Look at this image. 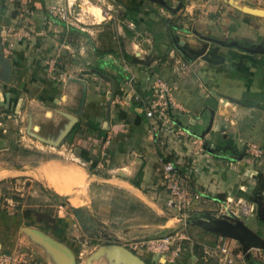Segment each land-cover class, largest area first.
<instances>
[{"label": "crops", "instance_id": "obj_1", "mask_svg": "<svg viewBox=\"0 0 264 264\" xmlns=\"http://www.w3.org/2000/svg\"><path fill=\"white\" fill-rule=\"evenodd\" d=\"M18 2L16 10L27 6L29 16L13 12L11 20L30 27L32 33L23 40L10 37L7 50L0 46V124L10 110L21 121L30 118L34 110L41 122L34 132L20 130L18 136L28 142L20 144L23 151L18 156L22 161L12 166L0 164V183L13 180L28 192L34 182L38 183L58 197L76 201L71 209L84 210L103 229L114 224L116 216L133 212L140 216L136 228L153 237L182 229L185 237L167 251L147 254L151 264H228L219 260L215 251L223 243L233 255L229 264H264V238L257 221V197L264 195V189H258L253 159L238 161L231 145L238 149L234 143L239 140L232 141V136L260 143L259 134L264 143V126L262 130L253 123L247 127L238 118L239 114L264 116V2L107 1L115 21L82 22L86 26L74 22L71 26L79 31L76 42L82 45H76L75 50L80 63L70 60L65 66V81L49 79L45 64L48 51L68 42L63 23L51 22L46 16L49 6L61 0ZM127 9L139 11L138 23L126 18ZM52 23L58 26L54 29L58 33L50 32ZM108 25H113L115 48H109L102 39V29ZM121 55L128 57L130 71L123 70ZM130 74L142 88L153 74L175 84V107L170 111L173 123L194 138V144L174 142L164 127L154 132L153 121L136 104L121 106L116 102L119 85ZM210 120L211 128L203 138L193 135L206 131ZM76 126L82 127V134L74 133ZM72 133L67 143L66 137ZM108 135L111 143L102 150V140ZM1 145L0 139V152L7 149ZM77 145L84 148L78 150ZM49 148L58 153L67 148V153L86 165L46 157ZM163 150L169 159L193 161L198 169L192 178L202 198L193 202L184 220L176 208L166 206L167 194L157 172L158 155ZM49 166L56 170L47 171ZM72 171L79 178L73 179V184L63 174ZM260 171L264 173V167ZM92 186L109 195L108 201L96 200L90 194ZM117 193L133 200L130 210L116 212ZM100 204L105 206L104 216L98 212ZM225 204L230 211L221 209ZM25 209L21 218L26 224L20 221L14 229L0 231V248L24 245L35 250L40 264H73L47 241L63 244L69 237L64 229L68 224H62L64 211H58L53 227H38L33 225V213L23 215ZM68 223L71 228L73 223Z\"/></svg>", "mask_w": 264, "mask_h": 264}, {"label": "rangeland", "instance_id": "obj_2", "mask_svg": "<svg viewBox=\"0 0 264 264\" xmlns=\"http://www.w3.org/2000/svg\"><path fill=\"white\" fill-rule=\"evenodd\" d=\"M107 1L109 2L112 0H74L71 18L74 19L76 25L81 24L82 26H86L82 22L100 21L102 20L100 8H102V10L106 8L108 6ZM17 2V0H0V46H2V48L7 47L10 41V37L17 36L19 38V30L23 27L20 26L19 23L11 20L13 12H18V14L21 13L20 11L16 10V5L19 3ZM103 2H106L104 3L105 5L102 4ZM26 8L28 7L26 6ZM24 16L28 17L29 14L24 13ZM46 16L48 19H50L51 22H53V20L55 19L50 15V13H48ZM75 18H78V20L76 21ZM57 27L58 26H55V24L53 23L50 24V32H52V34L58 33L54 30L55 28L57 29ZM112 28L113 25H108L106 29H102V39L106 44L108 42L107 46L109 48H115L117 46L116 38L112 37L114 34V30ZM31 33L32 32H30L29 34ZM77 34L78 33L75 31H69L68 36L66 37V41H68L69 44L72 42L75 43L76 39L80 38L79 36H77ZM85 36L82 37L83 43ZM24 38L25 37H22L21 39L23 40ZM72 45L70 44V49L68 50L62 49L61 51H57V48L54 47L51 51L47 52V54L45 55V64L46 66H48V68L49 60L53 57L56 58L55 64L51 68H49L51 74L47 76L49 79L56 81L57 79H59L60 81H62L60 79V76L63 75L66 77L65 72L67 71L65 69V66L69 64V61L74 60L80 63V61L78 60L79 55L75 53V50L76 45H78V47H81L82 44L76 42L75 45ZM50 46L52 45H49L47 48H49ZM239 110L240 112L243 111L242 108H239ZM32 111L35 112L34 110ZM33 112L31 113L30 118L27 117L26 120L22 121L16 117L14 111L10 110L6 112V114L9 115L8 117H6V114H4L5 121H2L0 124V133H2V137L0 139L2 140V148L6 147L7 149L4 148V150L0 152L1 165H19L22 161L18 156V154L22 153L23 151V147L20 144H28V142L26 141V139H22L20 136H18V134L21 129L28 130L29 132H34L38 129V123L41 122V120L39 121L38 117H36L37 115ZM256 112L258 113V111ZM238 118L240 122L242 124L245 123V126L247 127L252 126L253 123V125L260 126V129L262 130V127L264 126V116L262 115L250 116L248 114H239ZM250 119L251 123L248 122V120ZM85 122L86 121H81L82 124H85ZM242 129L243 127L240 128L241 131ZM74 133L82 134V127L76 126L74 129ZM72 135L73 133L66 137L67 143L71 142ZM239 137L240 136L234 138V136H232L231 138L232 141L235 139L236 141L239 140L237 141L238 144L234 143L236 144L235 146H238V149L235 148L233 144H231L233 146V150L235 151V157L238 158V161H240L239 159L252 158L254 168L257 172H259L261 168L264 167V143L262 142L261 138L262 134H259L258 136L260 143H257L255 140H251L249 138L245 140L240 139L241 137ZM65 147L67 146L65 145ZM77 147L78 150H82L84 148L83 145H77ZM65 150L64 153H58L55 149L49 148L44 153V155L46 157H55L56 159H59L64 163L79 164L73 159L74 157L70 155V153H67L68 149L66 151ZM255 151H259V155H256ZM32 156L33 154H28L27 157ZM46 170H56V168L49 166L48 168H46ZM256 182L258 184L257 176ZM90 194L94 196V198L98 201H108V198H110L109 195L106 196L100 190H97V186H92V188L90 189ZM101 196H104L105 199H101ZM114 200H116V202L118 201L119 204V207L116 208V212L121 211L122 208H125V210H127L133 204V200L130 197H126L121 193H117ZM257 200V209L259 212L257 221H259L262 229L260 232L261 237L264 238V224L262 223L264 220V195H261V197L259 198L257 197ZM71 204L76 206L77 203L76 201L69 200L68 197H58L55 193L46 191L38 183L34 182L28 192V189L24 188L22 184L16 183L13 180L4 179L0 183V231L6 230V232H8V229H14V227L20 221H22L21 213L22 209L24 208H30L34 210L33 212H40L45 214L47 213L50 216L49 219L52 220L48 225L50 227H53L55 225V219L58 216V211H64L63 214L65 216L63 215L62 217V220L64 219L62 224L66 223L68 225H71L68 223L71 220L73 226H71V228L68 225L64 227L65 233L69 234V237L66 239L65 243L62 244L56 240L55 241L63 245L69 251L73 260L70 261L73 264H151V262H148L149 260H146V256L147 254L155 255L156 252H152L144 246H141V242L147 239H152L151 237H153L154 234L152 235L151 233H142L141 230L136 228V225H138L140 220L138 212H133L132 214L129 213L128 216L124 217L118 215L115 217L114 224H111L109 228L105 227L103 229L100 224H97L90 218H88L84 210L75 211V209H71V206H73ZM102 208H105V206H102V204H100L98 212L104 216L106 213ZM23 223L26 224L25 222ZM33 225L39 227V225L42 224L36 221ZM11 233H8L9 238L13 237ZM0 236L2 237V235ZM136 244L139 245L136 246ZM8 247L3 249L0 248V250H11ZM33 251L35 252L34 249ZM38 261L41 262L39 258Z\"/></svg>", "mask_w": 264, "mask_h": 264}, {"label": "built area", "instance_id": "obj_3", "mask_svg": "<svg viewBox=\"0 0 264 264\" xmlns=\"http://www.w3.org/2000/svg\"><path fill=\"white\" fill-rule=\"evenodd\" d=\"M241 1H249L257 5H261L264 2V0ZM72 6L73 3L69 0H61L60 3L51 4L48 11L56 20H59L66 26H72L74 24V19L71 18ZM111 11L109 6L102 10L103 22L115 21ZM20 12L24 16V13L29 14V9L23 7ZM30 32H32L30 27L23 26L19 30V38L28 37ZM10 45L9 41L4 50H7ZM62 49H70V44L68 42H62L57 46V51H61ZM55 62L56 58L53 57L50 59L48 62L49 68H51ZM120 62L124 71H130L131 65L124 55H121ZM60 79L65 81L66 77L61 75ZM174 90V83L170 85L167 80L157 74L152 75L148 80L147 86L144 88L140 87L137 84L135 76L130 74L120 83L116 102L121 106L131 103L136 104L145 117L153 121L152 127L154 132H158V128L164 127V129L169 131L174 142L181 143V141H183L186 146L187 144H194L196 140L183 129L175 127L173 123L170 111L175 107L173 101ZM154 126H157V129H154ZM110 143L111 137L108 135L102 140V150L108 148ZM255 153L259 155V151H255ZM73 159L81 165H86V162L78 157H74ZM197 171L198 169L193 161L190 163L173 161L169 159V153L167 154L164 150L158 155L157 172L160 174L161 185L167 194L166 206L176 208L182 220H184L189 212L193 202L202 198V194L194 186L192 178ZM246 208L247 207H244V209ZM221 209L230 211L231 207L225 204L221 206ZM184 237V231L182 229H177L171 234L144 240L141 242V246H144L152 252L162 253L167 251L170 245L180 241ZM215 251L217 255L220 256L219 260H223L228 264L232 263L233 255L227 244L223 243L218 245ZM0 264H40V262L32 248L17 245L11 250H0Z\"/></svg>", "mask_w": 264, "mask_h": 264}, {"label": "trees", "instance_id": "obj_4", "mask_svg": "<svg viewBox=\"0 0 264 264\" xmlns=\"http://www.w3.org/2000/svg\"><path fill=\"white\" fill-rule=\"evenodd\" d=\"M128 15H126L127 19L132 20L135 23H138V20L136 18V15L139 13V11L137 9H127ZM56 20V19H55ZM59 21V20H58ZM164 22L166 24H168L167 20H164ZM65 26V32H69V31H76L79 32L78 30H76L75 28L71 27V26H66L65 24H63ZM170 28H174L173 25L168 24ZM126 59H128L127 56H125ZM257 180H258V189L259 190H263L264 189V173L259 171L257 174ZM34 210L30 209V208H26L23 211V215L24 216H28L30 215V213H33L35 215L36 221L42 225H49L50 221H52L51 219H49V215L46 213H40V212H33Z\"/></svg>", "mask_w": 264, "mask_h": 264}, {"label": "water", "instance_id": "obj_5", "mask_svg": "<svg viewBox=\"0 0 264 264\" xmlns=\"http://www.w3.org/2000/svg\"><path fill=\"white\" fill-rule=\"evenodd\" d=\"M199 54H201L202 52H198ZM204 59L211 61L209 58H207L206 56H203ZM213 113V112H212ZM211 124H212V120H210L208 127L206 129V131L202 132L201 134H197L195 132H193V135L199 137V138H203V136L205 135V133L209 132L210 128H211ZM49 245L53 246L57 251H59L62 256H64L67 260H72V257L69 253V251L61 244L56 243L52 240H47ZM73 261V260H72Z\"/></svg>", "mask_w": 264, "mask_h": 264}, {"label": "bare ground", "instance_id": "obj_6", "mask_svg": "<svg viewBox=\"0 0 264 264\" xmlns=\"http://www.w3.org/2000/svg\"><path fill=\"white\" fill-rule=\"evenodd\" d=\"M51 168V167H50ZM75 173V172H74ZM73 173V171L72 172H67V173H63L64 174V179H69V180H72V183L71 184H73V183H75V181L73 182V179L75 180L76 178H78V176L77 175H75ZM77 180H79V178L77 179ZM56 181V180H55ZM58 181V180H57ZM68 181V180H67ZM50 182V181H49ZM51 182H52V180H51ZM81 183H82V181H81ZM50 184V183H49ZM69 184H70V182H69ZM64 185V184H63ZM53 187V186H52ZM56 189L58 190V191H61V189H60V187L58 188L57 186H56ZM64 189V188H63ZM68 192V191H67ZM65 193V192H64Z\"/></svg>", "mask_w": 264, "mask_h": 264}]
</instances>
